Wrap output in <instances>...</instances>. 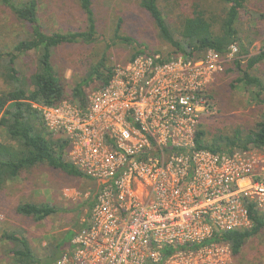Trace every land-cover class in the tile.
Wrapping results in <instances>:
<instances>
[{
    "label": "built area",
    "instance_id": "built-area-1",
    "mask_svg": "<svg viewBox=\"0 0 264 264\" xmlns=\"http://www.w3.org/2000/svg\"><path fill=\"white\" fill-rule=\"evenodd\" d=\"M237 53L231 45L224 56L166 63L139 55L114 66L84 107L32 105L66 142V161L100 185L52 264H231L227 244L206 241L250 228L248 205L264 211V151H195L194 137L206 88Z\"/></svg>",
    "mask_w": 264,
    "mask_h": 264
},
{
    "label": "trees",
    "instance_id": "trees-1",
    "mask_svg": "<svg viewBox=\"0 0 264 264\" xmlns=\"http://www.w3.org/2000/svg\"><path fill=\"white\" fill-rule=\"evenodd\" d=\"M225 8L222 15L207 14L200 6L190 7L179 17V36L175 37L167 24L164 13L160 9V0H138L139 8L150 18L159 38L171 48L170 55L161 57L160 63L169 62L172 56H181L184 60H198L207 51H214L220 56L228 53L231 45L238 48L237 56L232 62L234 70L239 73L235 83L241 84L249 91L251 101L264 105V80L251 75L248 71L264 62V42L256 54L250 55L239 35L237 24L249 0H215ZM84 16L85 30L78 32H46L38 17L36 0H0V8L9 12L11 17L23 25L26 35L12 46L0 49V77L8 86L0 91V129H4L7 142L0 141V186L6 181L15 179L22 171H29L35 166L45 165L50 169L61 170L66 175L77 178H88L64 158L66 142L61 138L50 136L44 128L40 114L32 107L38 105H57L64 99L84 107L87 102L86 88L97 83L96 88L104 87L111 76V67L106 65L105 55L92 65L80 82L76 83L68 96L51 64V56L61 45L89 44L94 42L96 20L93 0H77ZM122 20L118 18L111 42L118 41L135 49L134 40L120 35ZM110 46V45H109ZM109 46H106L105 50ZM33 54L37 56V66L28 76H23L16 68L20 56ZM139 55H151L144 50L135 49L131 61ZM154 55V54H152ZM127 61V62H128ZM211 100L212 96L207 95ZM248 149L264 151V115L252 129H236L229 135L210 136L199 123L194 137L195 151L228 152ZM94 203L90 204V209ZM57 208L51 204H20L15 212L40 222L55 214ZM251 227L234 230L214 236L208 242H222L229 246L232 257L239 255L245 243L264 229V211H257L248 205ZM72 235L69 238L71 239ZM2 238L11 244L8 254L15 264H50L57 258V246L43 261L31 251L28 241L19 233H5ZM173 249H166L167 255ZM59 254V253H58ZM56 258V259H55ZM59 258V257H58Z\"/></svg>",
    "mask_w": 264,
    "mask_h": 264
},
{
    "label": "rangeland",
    "instance_id": "rangeland-1",
    "mask_svg": "<svg viewBox=\"0 0 264 264\" xmlns=\"http://www.w3.org/2000/svg\"><path fill=\"white\" fill-rule=\"evenodd\" d=\"M36 1L40 24L46 32L85 30L84 16L77 0ZM159 5L175 37L179 36V16L189 12L191 6H200L207 14L215 16L222 15L225 8L215 0H160ZM93 10L96 40L89 44L61 45L51 56V64L65 96L103 55L106 65L111 68L127 62L135 49L160 58L170 55L171 48L159 38L149 16L139 8L138 0H93ZM118 18L122 20L119 34L132 38L135 49L118 41L111 42ZM237 29L250 55L256 54L264 42V0L247 2ZM25 35L23 25L17 23L7 10L0 8V49L6 45L12 46ZM106 46L109 47L105 50ZM237 57L244 59L237 55L223 58L221 71L205 90V94L212 96L211 100H207V107L200 120L207 135H229L236 129H252L264 115V105L251 101L249 91L235 83L239 73L234 70L232 62ZM36 58L30 54L17 59L16 68L21 75L28 76L35 70ZM241 64L245 68V59ZM248 72L264 80V62ZM97 86V83H93L86 88L87 95ZM7 89L8 86L0 77V91ZM0 140L7 142L4 129H0ZM47 170L49 172L44 173L43 181L37 186V194L41 196L36 202L38 205L51 204L58 211L35 222L30 217L12 212L11 208L8 215L0 210V264H15L8 254L11 244L2 238L3 234L19 233L28 241L32 253L43 261L56 246L58 253L64 252L68 248L70 236L81 228L90 214V204L95 203L100 190L99 182L85 177H72L61 170ZM231 264H264V229L245 243L238 256L231 257Z\"/></svg>",
    "mask_w": 264,
    "mask_h": 264
},
{
    "label": "crops",
    "instance_id": "crops-1",
    "mask_svg": "<svg viewBox=\"0 0 264 264\" xmlns=\"http://www.w3.org/2000/svg\"><path fill=\"white\" fill-rule=\"evenodd\" d=\"M47 169V166H35L29 171H22L18 177L1 185L0 210L8 215L10 208L12 212H15V208L20 204H37L36 199L41 196L37 194V186L40 181H43L44 173L49 172ZM62 253H57L56 258Z\"/></svg>",
    "mask_w": 264,
    "mask_h": 264
}]
</instances>
